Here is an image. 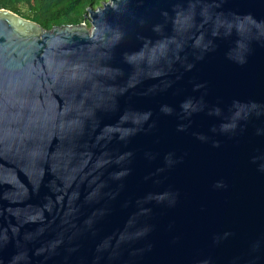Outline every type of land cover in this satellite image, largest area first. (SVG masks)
<instances>
[{"label":"water","instance_id":"obj_1","mask_svg":"<svg viewBox=\"0 0 264 264\" xmlns=\"http://www.w3.org/2000/svg\"><path fill=\"white\" fill-rule=\"evenodd\" d=\"M0 8V264H264V0Z\"/></svg>","mask_w":264,"mask_h":264},{"label":"trees","instance_id":"obj_2","mask_svg":"<svg viewBox=\"0 0 264 264\" xmlns=\"http://www.w3.org/2000/svg\"><path fill=\"white\" fill-rule=\"evenodd\" d=\"M101 0H0V8L9 9L37 22L44 29L76 25L84 19L89 6Z\"/></svg>","mask_w":264,"mask_h":264},{"label":"rangeland","instance_id":"obj_3","mask_svg":"<svg viewBox=\"0 0 264 264\" xmlns=\"http://www.w3.org/2000/svg\"><path fill=\"white\" fill-rule=\"evenodd\" d=\"M104 1H107V0H101L98 4L94 5V7H96V6H98V5H101L102 2H104ZM81 23H83V24H85V23L89 24L88 29H91V23H90V20H89L88 17H87V18H84V19L81 21Z\"/></svg>","mask_w":264,"mask_h":264}]
</instances>
